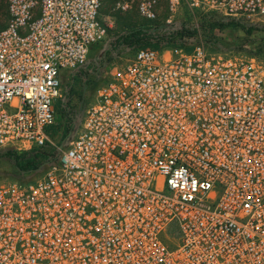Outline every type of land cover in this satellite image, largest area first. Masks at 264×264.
<instances>
[{
	"label": "built area",
	"instance_id": "1",
	"mask_svg": "<svg viewBox=\"0 0 264 264\" xmlns=\"http://www.w3.org/2000/svg\"><path fill=\"white\" fill-rule=\"evenodd\" d=\"M103 0H5L0 150L51 147L0 182V264H264V66L202 43L111 66L54 142L61 75L104 37ZM145 20L264 24V0H117ZM186 26V25H185ZM188 27V26H186Z\"/></svg>",
	"mask_w": 264,
	"mask_h": 264
},
{
	"label": "rangeland",
	"instance_id": "2",
	"mask_svg": "<svg viewBox=\"0 0 264 264\" xmlns=\"http://www.w3.org/2000/svg\"><path fill=\"white\" fill-rule=\"evenodd\" d=\"M117 0H103L100 8V19L105 29L104 37L90 48L85 65L74 73L61 75L60 103H67L66 110L70 112L69 116V134L62 137V128L64 119L58 113L55 117L54 125H60L51 139L59 144L70 140L74 134L76 126L80 121L86 107L92 99L94 89L102 83L111 66L118 64L128 58L137 47H126L118 44L117 37L121 34V23L125 21H139L142 18L136 10V3L133 2L129 9L121 11L115 9ZM5 5V0H3ZM6 11V10H5ZM165 13L160 15V19L154 22L158 23L157 28L151 31L154 34L163 33L178 29L183 25L190 27L189 24L182 22V19L176 16V19L166 24L162 18ZM6 17L0 18V28L5 25ZM247 28L250 30L246 33ZM214 42L207 41L203 34H197L194 37L183 40L185 46H194L204 44L212 48H218L223 54H245L256 57L264 66V24L250 25L241 23L236 28H224L222 31L213 32ZM72 77L79 80L73 81ZM57 99V100H58ZM57 112V110H56ZM4 150H0V182H8L16 179H30L38 177L43 172L42 167L37 171L27 174H20L12 164V160Z\"/></svg>",
	"mask_w": 264,
	"mask_h": 264
},
{
	"label": "trees",
	"instance_id": "3",
	"mask_svg": "<svg viewBox=\"0 0 264 264\" xmlns=\"http://www.w3.org/2000/svg\"><path fill=\"white\" fill-rule=\"evenodd\" d=\"M6 17L5 5L3 0H0V18ZM121 34L117 37L118 44H122L126 47L139 48H152L161 49L163 47H182L189 50L191 46H185L183 40L194 37L197 35V29L181 26L178 29L172 31H166L163 33L154 34L153 31L157 28L158 23L151 20H139V21H125L121 24ZM240 24L233 20L202 18L199 22L200 34L202 33L207 41L214 42L213 32L216 30L222 31L224 28H236ZM1 29V28H0ZM250 30L247 28L246 33ZM134 50V51H135ZM73 81L79 80L77 77H72ZM67 103H60L59 99L54 104L55 113L63 117L64 127L62 128V137H66L69 134V116L70 112L66 110ZM57 110V112H56ZM60 125H52L48 129L49 135H54L58 131ZM8 157L11 158L12 164L16 171L20 174H27L37 171L49 160L55 157V150L51 147L34 148L29 151L17 153L11 150H4Z\"/></svg>",
	"mask_w": 264,
	"mask_h": 264
}]
</instances>
